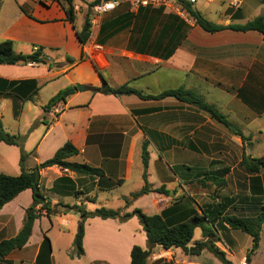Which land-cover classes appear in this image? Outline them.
<instances>
[{
    "label": "crops",
    "instance_id": "0c3cea01",
    "mask_svg": "<svg viewBox=\"0 0 264 264\" xmlns=\"http://www.w3.org/2000/svg\"><path fill=\"white\" fill-rule=\"evenodd\" d=\"M12 1L15 3L11 9L0 6V42L12 41L13 50L23 55L41 48L45 58L41 64L0 66V80L16 83L12 95L0 93V122L2 112L10 109L16 125L9 132L22 138V146L29 154L26 170L50 159L69 142L78 154L68 162L103 173L102 177H82L55 166L43 169L40 190L52 205H78L86 212L105 208L123 214L140 209L149 216L164 211L175 219L190 210L201 214V210L217 205L223 216L254 217L259 213L264 206L257 207L264 204V169L248 174L240 162L243 155L248 158L264 155L261 34L229 30L206 33L192 20L185 25L176 17L123 0L117 9L125 7L124 11L116 14L109 25H103L99 36L92 34L81 45L76 35L83 25V17L76 24L81 14L76 15L72 25L57 2L44 5L33 0ZM191 8L207 21L224 27L264 17V0H198ZM136 26L152 27L154 38L133 37L131 31ZM123 31H128L127 37L121 34ZM92 45L101 46L102 51L94 50ZM67 58L74 63L70 65ZM102 77L111 87L126 84L144 95L182 87L213 106L234 129L171 97L144 101L133 95L93 94L91 89L101 86ZM26 81L37 87L29 100L25 98L33 86L20 85ZM0 85L2 90L4 85ZM75 85L83 86L85 91H76L65 102L43 111L58 92ZM15 107L20 108L17 115ZM25 114L32 119L20 132L19 121ZM144 142L149 155L146 178L152 192L131 201V196L144 184L141 160ZM16 151L18 147L0 143V174L11 177L20 174ZM198 173L215 177L223 184L215 186L212 196L201 195L200 198H205L199 201L193 196L186 197L184 188ZM162 187L176 204L161 205L166 197L155 191ZM203 199L205 202L201 203ZM125 200L131 201L130 204L126 205ZM114 201L120 204L113 206ZM31 203L32 193L25 190L2 207L0 241L18 233ZM79 224V214L73 211H60L49 218L41 216L34 221L25 246L0 259V264H130L134 246L147 250L146 237L136 217L125 222L89 218L84 222L83 253L71 258ZM263 229L264 224L259 248L250 264H257L261 254ZM197 230L200 235L196 237ZM214 232L212 240L226 257H233L235 264H245L251 238L247 236L243 251L235 256L231 246L233 241L237 242L238 236L234 235L241 232L228 230L220 222ZM222 232L230 233L229 241H222L226 247L220 245ZM44 236L49 240L50 254L42 247ZM205 240L196 228L188 246ZM206 254L211 255L202 251L198 256H186L178 249L155 247L149 250L147 264H202L200 259ZM261 258L264 260V256Z\"/></svg>",
    "mask_w": 264,
    "mask_h": 264
},
{
    "label": "trees",
    "instance_id": "16d2710c",
    "mask_svg": "<svg viewBox=\"0 0 264 264\" xmlns=\"http://www.w3.org/2000/svg\"><path fill=\"white\" fill-rule=\"evenodd\" d=\"M65 7L62 5V9L66 15V19L70 24H74L76 14L72 5L74 0H63ZM94 2L88 5V15L83 21V25L76 33L77 39L81 45L86 44L90 36V22L92 19V8ZM188 15L191 17L194 25L199 27L206 33H217L223 30H229L233 32H249L255 31L261 34L264 40V17L259 16L244 25H229L219 26L212 22L207 21L199 12L194 11L191 6L183 5ZM30 17V16H29ZM31 18V17H30ZM45 56L41 48L36 49L29 55H23L16 53L13 50V43L10 40H4L0 42V65H26V64H41L43 63ZM67 62L71 65L74 62L67 58ZM102 83L99 88L91 89L93 94L113 95L115 97L133 95L140 100H153L158 101L171 97L179 102L186 103L194 106L201 111L209 114L213 119L227 128L234 129V126L215 108L206 104L200 96L192 91H188L179 87L177 89L165 90L156 95H144L139 91L134 90L128 85H122L119 87H111L107 84L104 78H101ZM0 84L4 85L0 93L13 94V86L16 83H7L0 80ZM20 85L33 86L29 95L25 98L27 100L37 92V87L34 82H23ZM1 86V85H0ZM77 91L75 86L67 87L58 92L52 97L48 103L43 107V111L47 112L52 106H55L61 102H65L66 99ZM18 97V96H17ZM21 102L23 99L18 98ZM20 108H14V115L19 113ZM238 136L245 141L240 131H236ZM0 143L8 146L18 147L20 150L19 155V168L20 174L16 177L0 174V210L4 205L11 202L17 195L25 190H30L32 193V203L30 207L25 211V216L22 222V226L18 233L10 239L0 241V259H3L11 252L22 249L27 243L32 226L35 220L41 216L52 217L57 215L60 211L68 212L73 211L79 214L80 224L73 240V254L71 258L79 257L82 255V238L84 233V222L89 218H100L102 220L115 219L120 222H125L131 217H136L146 237L147 250H142L138 246H134L130 252V264H147L149 258V250L155 247H160L163 250L178 249L183 252L184 255L198 256L202 251H206L211 254L220 264H232L227 258L226 254L218 248L212 238L215 234V225L220 222L228 230L238 231L251 238V247L247 250L245 255V264H250L251 257L257 252L259 248L261 229L264 224V206L259 210L254 217H237V216H223V210L220 209V205L214 206L209 210H201V214H198L195 210H190L183 215L180 219H175L166 215V212H162L161 215H146L140 209H134L130 213H122L120 210H111L105 208H99L93 212H86L81 206L78 205H64L58 203L52 205L48 198H45L40 190V172L43 169L50 167H58L72 172L82 177H102L101 170L89 167L84 164L70 163L68 159L78 154L77 149L69 142L65 143L55 154L48 160L36 165L30 170H26L25 163L28 159V154L22 149V143L19 137L7 133L0 122ZM149 155L147 152V145L144 142L141 147V160L144 168L143 172V186L138 193L131 196V201L138 199L150 192L151 189L147 184L146 169L148 165ZM240 166L248 174H257L264 169V155L259 158H248L245 155L242 156ZM203 183L209 182L212 185L219 187L223 184L219 179L215 177L205 175ZM155 192L164 193V188L157 189ZM126 205L130 202L125 200ZM40 206V207H39ZM199 228L201 230V236L206 239L204 242H196L192 247L188 245L193 240L194 230ZM43 249L50 254L49 240L44 236L42 243Z\"/></svg>",
    "mask_w": 264,
    "mask_h": 264
},
{
    "label": "rangeland",
    "instance_id": "374dc122",
    "mask_svg": "<svg viewBox=\"0 0 264 264\" xmlns=\"http://www.w3.org/2000/svg\"><path fill=\"white\" fill-rule=\"evenodd\" d=\"M54 2H57L59 3V5L62 7V5L65 7V3L63 0H53ZM93 0H74L72 5L74 7V12L75 14H81L79 15L77 18H76V24H79L81 21H82V17H83V21L85 19V17L88 15L89 11H88V5L90 3H92ZM14 1L12 0H0V6L2 5L4 9H11L13 8L14 6ZM125 7H120V9L117 11H114L112 12L111 14H108V15H104L97 23V25L95 26H92L90 24V36L93 34H98L97 36H99L100 34V31L101 29L103 28V25H106V24H110V22H112L114 20V18L117 17L116 14H121L123 11H124ZM145 9H149V10H155L157 12H161L162 14H164L165 16H171V17H176L182 24H189V22L191 21V17L188 15V13L186 12V10L183 8V6H179L178 3L174 4L172 2H166V4H158V5H155V6H147L145 7ZM132 16V15H131ZM133 16H135L133 14ZM152 27L148 28V29H145V27L143 26H136L132 29L131 31V35L133 37H137L139 38V36H145L147 38H154V36H151L153 35L154 31L151 30ZM121 34H123L125 37H127L128 35V31H123ZM89 36V37H90ZM0 66H3V65H0ZM3 68H6V66H3ZM2 116V121H4V125H3V129L10 134L9 131H12V125L15 126V122H14V118H12V113L10 111V109L8 110H5L4 112H2L1 114ZM31 117L29 118L28 115H23L22 116V119L19 121V125H18V129L20 132H23L27 126L29 125V122L31 121ZM21 143H22V138H19ZM22 145V144H21ZM19 149V148H18ZM22 149L23 146H22ZM20 150V149H19ZM25 151V149H24ZM18 152V154L20 155V151H16ZM28 154V153H27ZM28 158H29V154H28ZM203 173L201 174H197V176H195L194 178H192L189 182L185 183L184 184V188L186 189V192H185V196L186 197H192L193 196V199H197V201H199L200 199L202 198H205V197H202L200 198L201 195H208V196H212L214 192H216V188L214 185H212L211 183L209 182H206V183H203V178L205 177V175H202ZM238 174H240L238 172ZM131 187V186H130ZM129 187V188H130ZM128 189V188H127ZM126 191V189H125ZM220 191H218L219 193ZM166 198L160 202L161 205L162 204H166L167 206L169 205H174L176 203H174L175 200L171 199V197L169 196V194H165L164 195ZM184 196V197H185ZM205 202V200L203 199L201 201V203ZM113 206H116L118 204H120V202H117V201H114L112 202ZM157 204H159V201L157 202ZM259 204V203H257ZM264 204L262 203L261 205H257V207L259 208L260 206H263ZM264 230V229H263ZM222 234L224 235L223 237L221 236V242H220V245L222 247H226L225 244H222L223 242L222 241H229L230 239V233H225L222 232ZM238 235H234V236H238L237 238V242L236 241H233V245L231 247H233L232 249V252L233 254L236 256V255H239L246 243H247V235H244L242 233H237ZM200 235V231H196V237ZM229 237V239H228ZM231 244V242H230ZM224 252V251H223ZM264 256V239H263V243L261 245V254L259 255L258 257V261H257V264H264V260L261 258ZM227 258V257H226ZM232 264H235V260L233 257L231 258H227ZM201 263L202 264H220L218 263L217 259H215L212 255H204V257H201L200 259ZM214 262V263H213ZM180 264H188V263H180Z\"/></svg>",
    "mask_w": 264,
    "mask_h": 264
},
{
    "label": "built area",
    "instance_id": "2783aa9c",
    "mask_svg": "<svg viewBox=\"0 0 264 264\" xmlns=\"http://www.w3.org/2000/svg\"><path fill=\"white\" fill-rule=\"evenodd\" d=\"M33 1H37L44 5H49L53 0H33ZM122 1L123 0H93L92 2H94V5L92 8V19L90 24L92 26L97 25L98 21L104 15H107L115 11L120 6ZM128 1H132L136 7H147V6H155L158 4H166V2H170V1L174 4L178 3L179 6H183V5L193 6L197 3L198 0H128ZM208 1H212V0H208ZM234 4L237 5V3ZM92 47L96 51H102L101 46L92 45Z\"/></svg>",
    "mask_w": 264,
    "mask_h": 264
},
{
    "label": "water",
    "instance_id": "95a60500",
    "mask_svg": "<svg viewBox=\"0 0 264 264\" xmlns=\"http://www.w3.org/2000/svg\"><path fill=\"white\" fill-rule=\"evenodd\" d=\"M75 87L77 88V91H79V92L85 91V88L81 85H75Z\"/></svg>",
    "mask_w": 264,
    "mask_h": 264
}]
</instances>
